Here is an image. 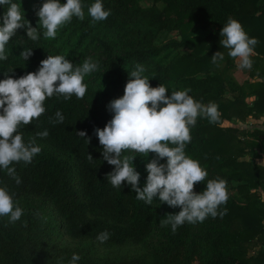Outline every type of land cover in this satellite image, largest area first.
<instances>
[{
	"label": "trees",
	"instance_id": "16d2710c",
	"mask_svg": "<svg viewBox=\"0 0 264 264\" xmlns=\"http://www.w3.org/2000/svg\"><path fill=\"white\" fill-rule=\"evenodd\" d=\"M13 2L21 5L24 18L33 27H39L37 12L45 0ZM81 2L83 20L73 17L58 29L55 39H45L44 29L38 28L39 39L32 41L25 29H19L6 45L8 59L0 60V80L6 78L9 70H14L8 73L14 78L38 71L41 61L49 55L65 56L74 66L89 57L98 64L96 71L84 77L87 91L83 99L73 96L64 100L54 95L46 99V112L39 119L20 128L24 141L36 137L41 151L30 164L14 165L22 181L19 185L0 170V186L7 185L24 210L15 223H9L8 217H0V264H69L73 253L81 257L77 264H172L184 247V235L191 226L185 222L173 233L171 225L161 227L160 220L181 209L171 207L164 212L159 209L157 198L151 205L137 200L127 182L114 188L107 180L114 166L103 160V146L94 134L95 129L104 128L113 118L108 105L124 95L129 73L137 65L145 71L152 65L156 31H142L146 8L140 0H102L110 15L99 22H93L88 15V7L95 0ZM152 3V19L162 25L172 20L171 26L183 32L185 27L188 29L193 23L195 26L193 32L183 33L180 40L171 42L172 46L185 47L186 52L168 65L158 66L156 74L148 78L151 86L163 84L169 96L172 90L191 89L189 95L195 100L205 104L215 102L221 113L218 123L198 118L191 128L192 140L186 146V154L208 172L205 182L197 183L194 190L204 191L208 179L219 177L227 184L237 181L240 197L229 198L221 206V211L227 209L222 218L209 216L204 222L193 224L192 242L199 247L203 264H264V199L258 190L261 185L264 194V164L239 159L252 146L264 148V121L262 127L251 130L254 140L249 143L236 133L235 126L220 124L222 118L244 120L249 115L264 114V0H153ZM6 8L7 5H0V24ZM229 17L241 22L249 37L259 41L251 57L252 68H243L250 77L259 79L247 81V85L229 73L235 62L220 44V32ZM24 50H32L28 60L20 55ZM218 51L224 53L221 70L217 68L222 60L217 63L211 60ZM200 72L211 74L197 76ZM217 82L226 84L230 94L225 95L221 85L214 90ZM57 110L65 120L54 125L50 120L55 119ZM45 130L49 133L46 138L36 136ZM80 131L87 133L89 143L78 137ZM149 156L155 158L154 153ZM151 159L133 161L141 174V187L146 183V164ZM166 162L167 158L160 161ZM104 231L109 238L101 243L97 236ZM156 232L162 238L152 242L146 255L129 251L99 254L100 247L133 243ZM74 238L78 242L73 243ZM256 242L260 248L248 254V247Z\"/></svg>",
	"mask_w": 264,
	"mask_h": 264
},
{
	"label": "clouds",
	"instance_id": "9594fccd",
	"mask_svg": "<svg viewBox=\"0 0 264 264\" xmlns=\"http://www.w3.org/2000/svg\"><path fill=\"white\" fill-rule=\"evenodd\" d=\"M0 5H7L0 24V60H7L6 45L19 29H25L27 37L32 41L39 39L38 28H43L45 39H55L57 31L70 23L73 17L83 20L85 12L81 0H45L39 8V27H33L24 18L21 5L13 0H0ZM88 15L93 22L106 20L110 10H105L102 0H95L88 7ZM220 35V44L228 50V56L240 68L251 69L256 45L255 37H249L238 20L229 17ZM25 60L32 55V50H24L21 54ZM224 59L223 52H216L211 60L217 63ZM98 69L92 58L85 59L82 64L75 65L62 55H49L42 60L36 72H28L19 78L5 74L0 80V170L17 185L22 181L14 166L23 162L30 164L41 148L36 145V137H30L26 143L21 126L30 125L45 112L46 99L54 95L69 100L73 96L83 99L87 85L84 77ZM145 69L137 65L129 73V80L124 95L114 99L108 105L114 113L113 118L104 128L95 129V135L103 146V160L114 166L107 174V180L114 188H121L125 182L136 193V199L151 205L158 197L161 204L180 208L175 214H167L160 220L161 227L171 225L173 233L185 222L195 224L204 222L209 216L221 218L227 209L220 210L229 199L227 182L222 178L208 179L204 191L197 193L195 185L205 182L208 172L186 154V146L191 143V128L197 124L198 118L216 124L220 120L219 106L215 102L207 104L195 100L189 93L191 89L172 90L160 84L152 87ZM65 116L59 110L55 119L50 122L63 123ZM48 131L36 133L46 138ZM78 137L88 143L87 133L80 131ZM132 152L143 157L150 153L155 158L146 164L148 172L146 183L140 186L141 174L136 170L133 161L138 155H125ZM167 158L166 163H160ZM89 161L93 157L88 155ZM24 210L18 206L15 193L9 191L7 185L0 186V217H8L9 223L19 221ZM109 238L107 231L101 232L97 240L104 243ZM81 257L73 253L69 264H77Z\"/></svg>",
	"mask_w": 264,
	"mask_h": 264
},
{
	"label": "rangeland",
	"instance_id": "374dc122",
	"mask_svg": "<svg viewBox=\"0 0 264 264\" xmlns=\"http://www.w3.org/2000/svg\"><path fill=\"white\" fill-rule=\"evenodd\" d=\"M153 0H140L141 6H144L145 9V14H143V20H142V31L147 30V33H149V29L152 31L155 30L156 32L154 33V37L152 40V46H154V53H153V62L152 65L146 70L143 75L147 76L149 78L152 74L155 75L157 71V67H163L165 65H168L169 62L173 61L177 56L181 55L182 53L186 52V48L178 45V46H172L171 42L172 41H178L182 38L183 33H191L193 31L192 28L195 26L193 25L189 26L187 29L185 27L184 32L180 30V28H173L170 23H172V20L167 21V25H162L161 22L155 21L153 18V13L151 11V8L153 6ZM151 5V6H150ZM151 7V8H150ZM174 16V15H173ZM151 19L153 21H151ZM135 33V32H133ZM224 65V60H222L219 64V70H221L222 66ZM237 64L235 63L233 66L229 68V73L237 78L238 82L244 83L247 85V81L253 82V80H258L259 78L256 77H248V74H246L245 69H240V67L236 66ZM235 66V67H234ZM242 70V71H241ZM212 71L211 73H213ZM246 72V73H245ZM211 73H206V72H200L198 73L197 76H207ZM218 85H221L225 90L224 94L229 95V88H227L226 84H221L217 82V85H214V90H217ZM208 96L205 95L204 101L207 102ZM248 100H251V96H248ZM260 117H252V116H247L244 120H240L238 123L231 122L229 121V124H234L236 129V133L240 134L242 139L246 142L249 143L250 140H252L254 137L251 135V130L255 127H262V122H260ZM238 121V120H237ZM257 138V137H255ZM254 140V139H253ZM135 155H138L135 153ZM155 155V154H154ZM136 158L139 159H151L150 156L148 157H143L141 155L136 156ZM153 159V158H152ZM239 159H243L246 161H252V162H257L258 164H264V148L261 146H252L251 149H247L245 152L240 154ZM223 170V169H221ZM236 184L237 181H232L227 184V191L229 194V198L232 199H237L239 200L240 197L238 196V192L236 189ZM258 190L260 193H262V186L260 185L258 187ZM157 202H158V207L161 211H164L171 208L169 207L166 203L161 204L157 197ZM191 226L190 229L188 230L189 233L187 235H184V240H186V243L184 247L181 249L177 259L172 263V264H203V256L200 253L199 247L197 245L195 246L194 243L192 242V236L191 232L193 228V224L189 223ZM157 234V235H156ZM154 236H149V235H143L141 238H139L137 241L133 243H127V244H122V243H115L110 246L106 247H100L98 249L99 254L102 256H106L108 254H115L117 252L121 251H129L131 254H143L146 255L150 252V246L152 245V242L154 240H158L161 237V235L156 232ZM73 243L78 242L76 238L71 239Z\"/></svg>",
	"mask_w": 264,
	"mask_h": 264
},
{
	"label": "crops",
	"instance_id": "0c3cea01",
	"mask_svg": "<svg viewBox=\"0 0 264 264\" xmlns=\"http://www.w3.org/2000/svg\"><path fill=\"white\" fill-rule=\"evenodd\" d=\"M214 27H216V26H214ZM208 29H210V26H208L207 27ZM236 63V62H235ZM237 66V65H236ZM235 67V66H234ZM240 69H242V68H240ZM242 71V70H241ZM247 72V73H246ZM245 73L246 74H248V71H246ZM248 77H250L249 76V74H248ZM254 77H256V76H254ZM235 78V77H234ZM253 78V77H252ZM256 78H258V77H256ZM236 80H238L237 78H235ZM255 80H253V82H254ZM235 120H236V123H238L240 120H238V119H236L235 117H232L231 119H228V118H222L221 119V121H220V124L222 125V126H234V124H229L228 122L229 121H231V122H235ZM238 120V121H237ZM260 122H263L264 121V114L263 115H261L260 116ZM240 135V134H239ZM261 198H263L264 199V194H263V190H262V197ZM263 222H264V218H263ZM260 243L259 242H256V244L254 245V246H250V247H248V249H247V253L248 254H253V253H255L259 248H260Z\"/></svg>",
	"mask_w": 264,
	"mask_h": 264
}]
</instances>
